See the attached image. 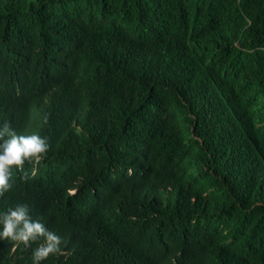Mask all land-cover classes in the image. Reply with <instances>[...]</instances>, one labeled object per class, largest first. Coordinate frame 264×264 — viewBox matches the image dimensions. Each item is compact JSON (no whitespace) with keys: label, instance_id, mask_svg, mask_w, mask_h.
Here are the masks:
<instances>
[{"label":"trees","instance_id":"1","mask_svg":"<svg viewBox=\"0 0 264 264\" xmlns=\"http://www.w3.org/2000/svg\"><path fill=\"white\" fill-rule=\"evenodd\" d=\"M5 122L48 144L0 194L40 264H264V0H0Z\"/></svg>","mask_w":264,"mask_h":264},{"label":"clouds","instance_id":"2","mask_svg":"<svg viewBox=\"0 0 264 264\" xmlns=\"http://www.w3.org/2000/svg\"><path fill=\"white\" fill-rule=\"evenodd\" d=\"M47 149L46 139L37 133L17 134L7 122L0 126V194L11 186L12 166L19 168L30 159L38 162ZM5 238L25 246L42 239L32 251V264H40L49 254L60 251V237L41 221L31 219L25 205L0 212V241Z\"/></svg>","mask_w":264,"mask_h":264}]
</instances>
